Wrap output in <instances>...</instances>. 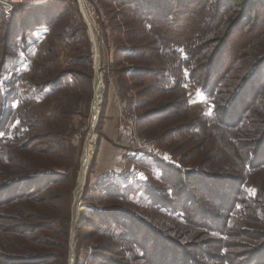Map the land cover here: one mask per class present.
Listing matches in <instances>:
<instances>
[{
  "label": "rangeland",
  "instance_id": "obj_1",
  "mask_svg": "<svg viewBox=\"0 0 264 264\" xmlns=\"http://www.w3.org/2000/svg\"><path fill=\"white\" fill-rule=\"evenodd\" d=\"M229 1L219 2L218 13V0H182L187 12L181 15L176 12L164 22H159L158 16L146 24L149 14L144 13V3L121 6L115 0H90L99 32L96 48L80 9L81 0L20 6L10 18L0 6V80L5 90L19 100L13 106L14 111L19 108L12 116L16 121L10 126L17 141L7 147V143L0 145V188L5 189L8 183L19 179L25 182L20 188L24 193L28 181L33 182L36 174L21 175V165L32 164L37 168L42 165L49 173L59 174L50 185L53 191L49 194L47 211L57 215L59 221L68 217L66 256L61 264H70L73 253L79 264H110L105 260L102 263L100 258L114 247L117 252L121 249L120 257L114 258L126 264H147L140 258V252H128L130 247L119 240L123 228L114 223L115 209L134 216L135 220L152 222L171 235L182 230L187 233L184 243L194 244L205 237L175 218L167 220L146 201L144 189L135 185L148 181L164 189L165 196H173L167 182H162L157 168L162 164H156V160L184 171L242 177L248 196L259 198L264 207V170L254 172L247 167L249 153L255 151L264 135V95L245 127L234 132L213 122L215 99L204 94L200 84V77L205 78L202 70L215 50L219 49L220 60L224 61L222 83L229 87L230 95L264 60V0L252 17L239 22L237 29L232 24L244 0L238 4L234 1L230 12ZM157 2L158 14L171 6L167 0ZM189 10L192 12L188 13ZM97 50L104 90L93 131L94 152L86 156L96 98ZM176 52L191 57V71L180 66ZM143 53L148 57L146 61L139 57ZM147 69L150 70L146 74ZM172 87L178 89L165 94L158 91ZM178 97L182 101L178 109H168L164 120L163 114L161 119L155 117L154 111L164 110ZM147 112L151 113L148 120L144 118ZM108 121L113 125L114 137L105 132ZM128 122H133L135 137L120 130ZM23 132L26 137L43 138L42 142L48 146H39L47 150L43 158L18 150L21 143L28 141H24ZM139 143L152 153H142ZM28 144V149L35 145L31 141ZM86 158L90 161L88 183L81 197V216L74 225L75 196ZM4 176L11 181L3 179ZM56 180L60 182L55 184ZM130 186L133 193H126L125 197H115L109 191ZM260 217L263 222L264 215ZM8 224L0 208V245L11 237L4 235L9 225L13 227V223ZM46 229L50 237L51 225ZM243 240L253 243L250 239ZM231 241L235 250L229 252L237 251L240 241L235 237Z\"/></svg>",
  "mask_w": 264,
  "mask_h": 264
},
{
  "label": "trees",
  "instance_id": "obj_2",
  "mask_svg": "<svg viewBox=\"0 0 264 264\" xmlns=\"http://www.w3.org/2000/svg\"><path fill=\"white\" fill-rule=\"evenodd\" d=\"M157 1L115 0L121 6L144 3L146 7L144 13L149 14L146 24L158 16L160 17L159 22H164L166 18H173L176 12L180 15L187 12L186 3H183L182 0H167L171 6L168 5L163 9L162 14H158L159 10L156 7L159 6V2ZM220 1L218 0V13L221 10ZM234 1L238 4L240 0L229 1V12L232 11ZM262 3L263 0H244L238 18L232 24L233 28L237 29L239 22H243L248 16L252 17V14L257 11L256 8L262 6ZM225 5L226 2L223 6L225 7ZM137 8L140 7L137 6ZM191 12V10L188 11V13ZM219 53V49L215 50L208 60V64L202 70L205 72V78L200 77L202 79L200 84L202 92L215 99L213 122L219 128L237 132L245 127V122L249 120L257 104L263 101L264 60L252 70L253 73L242 84L240 83L239 89L236 92H231L230 95V92L227 91L229 87L222 83L225 70L222 67L224 61L220 60ZM175 54L180 56V66L191 71V57L185 54L182 56L177 52ZM139 57L145 61L148 58L146 53ZM148 70L150 69H147L146 74L149 72ZM3 85L0 80L2 103L0 145L7 143V147L17 141V135L10 131V126H13L16 121L12 119V116L19 108L14 111L13 106L18 104L19 100L5 90ZM177 89L172 87L158 91L165 94ZM244 95H247L245 99H243ZM181 102V98L178 97L164 110L154 111L155 117L161 119L163 114L162 120H164L167 118L168 109H178V106L182 105ZM150 114L147 112L144 118L148 120ZM24 134L25 132L22 133L25 137L24 141H28L25 144L21 143L18 150L20 152L28 151L27 155L35 154L43 158L45 156L43 152H47V150H43V147H39L47 146L42 142L43 138L39 135L31 137L29 135L27 138ZM261 138L255 151L250 152L247 157L248 170L254 172L264 170V135ZM30 141L35 145L28 149ZM156 164H162L157 166L158 173L162 176V182H167L168 191L173 193V196H170L171 198L165 196L162 193L164 189L160 190L148 181H140L135 185L141 186L140 190L144 189L146 201L166 216L167 220L175 218L185 226H191L201 231L205 237H202L201 241L195 239L194 244L184 243L182 240L187 233H183L182 230L171 235L158 229L159 226L152 222L135 220L134 216L121 211L117 212L115 209L116 212H112L116 218H114V223L123 228L119 240L130 247L127 249L128 252L133 250L140 252L142 254L140 258L147 264H264V221L262 222L260 217V214L264 215V207L261 206L259 198L248 196L242 177H215L200 173V171H184L166 161L156 160ZM28 165H21L23 169L21 175H36L33 182L28 181L30 183L24 189V193L20 192V188L21 184L25 182H19L18 179L16 181L18 183H16L12 182L8 176L1 177L11 181L6 185L7 187L5 186V189L1 190L0 188V208L4 212V221L9 224L13 223V227L8 224V229L4 233L5 236L11 237H7L5 244L0 245V264H61L66 256L65 250L69 234L66 226L68 217L59 221L60 218L57 215L47 211L49 194L53 191L50 189V185L53 182V177L54 179L59 178V174L49 173L42 165L38 168L32 164ZM59 182L54 181L55 184ZM109 191L113 192L115 197L120 198L125 197L126 193L132 194L133 188L132 186L125 187V189L115 187ZM137 221L139 224H134ZM257 224L261 226H257ZM48 225H51L50 237L46 233ZM213 234L216 235V238L207 237H211ZM233 237L240 242L236 245L237 251L229 252V250H235L233 241H231ZM243 239H250L253 243L245 242ZM153 244H155L154 249L152 248ZM114 248L105 251L104 256L106 257L100 258V260H105L110 264H126L122 259L114 258L115 256L120 257L121 251V249L119 252L114 251ZM103 261L102 263H104Z\"/></svg>",
  "mask_w": 264,
  "mask_h": 264
},
{
  "label": "built area",
  "instance_id": "obj_3",
  "mask_svg": "<svg viewBox=\"0 0 264 264\" xmlns=\"http://www.w3.org/2000/svg\"><path fill=\"white\" fill-rule=\"evenodd\" d=\"M53 1H67V0H0V6L4 9L5 14L8 18L11 17L12 13L14 12L15 8L20 6H29V7H40L47 5ZM80 9L82 11L83 18L88 25L89 33L92 36L94 35L98 39V30L96 27L97 20H96V12L95 8L91 4L90 0H81L80 2ZM93 41V39H92ZM94 46V42H93ZM96 54V51H95ZM133 122H128L127 124H122L120 127L121 132L129 137H135V132L133 130ZM140 151L144 154H151L150 149H147L145 146H142L139 143Z\"/></svg>",
  "mask_w": 264,
  "mask_h": 264
},
{
  "label": "bare ground",
  "instance_id": "obj_4",
  "mask_svg": "<svg viewBox=\"0 0 264 264\" xmlns=\"http://www.w3.org/2000/svg\"><path fill=\"white\" fill-rule=\"evenodd\" d=\"M93 42H94V46L96 48V37L93 35L92 36ZM96 71H97V75H96V80H95V91H96V98H95V102L93 104L92 107V131L91 134L89 136V140L87 143V151H86V156H90L92 155V152H94V147H95V143H96V137L94 136V129L97 126L98 123V119H99V115H100V111H101V104H102V93L104 90V86H103V81H102V77H101V72H100V57H99V53L98 50L96 51ZM90 165V161L89 159H84L83 161V168H82V172L80 175V180H79V187L77 189L76 192V196H75V201H76V207L74 210V225H76L79 217H80V213H79V208H80V204H81V197H82V192H83V187H84V182H85V178H86V174L88 172V168Z\"/></svg>",
  "mask_w": 264,
  "mask_h": 264
},
{
  "label": "water",
  "instance_id": "obj_5",
  "mask_svg": "<svg viewBox=\"0 0 264 264\" xmlns=\"http://www.w3.org/2000/svg\"><path fill=\"white\" fill-rule=\"evenodd\" d=\"M88 173L89 172H87V177H86V182H85V184H84V187H83V191H84V189H85V187H86V185H87V183H88ZM82 195H83V192H82ZM72 232H74V229H72ZM71 242H72V249H71V251L72 252H74V249H75V244H74V237L72 238V240H71ZM71 252V253H72ZM77 263V259L75 258V256H74V253L71 255V261H70V264H76Z\"/></svg>",
  "mask_w": 264,
  "mask_h": 264
},
{
  "label": "crops",
  "instance_id": "obj_6",
  "mask_svg": "<svg viewBox=\"0 0 264 264\" xmlns=\"http://www.w3.org/2000/svg\"><path fill=\"white\" fill-rule=\"evenodd\" d=\"M111 119H113V118H111ZM106 125H107L106 128H105L106 134L109 135V136L113 135V133L115 131H113L114 129H113V125H112L111 121H108ZM111 137H114V135L111 136ZM80 216H81V212H80Z\"/></svg>",
  "mask_w": 264,
  "mask_h": 264
}]
</instances>
